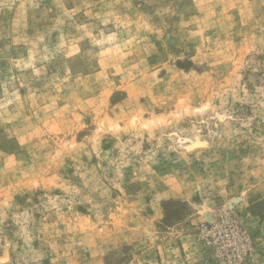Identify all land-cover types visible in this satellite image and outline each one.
I'll use <instances>...</instances> for the list:
<instances>
[{
	"label": "rangeland",
	"instance_id": "rangeland-1",
	"mask_svg": "<svg viewBox=\"0 0 264 264\" xmlns=\"http://www.w3.org/2000/svg\"><path fill=\"white\" fill-rule=\"evenodd\" d=\"M0 264H264V0H0Z\"/></svg>",
	"mask_w": 264,
	"mask_h": 264
}]
</instances>
